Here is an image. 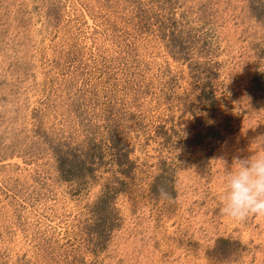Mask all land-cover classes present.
Returning <instances> with one entry per match:
<instances>
[{"label":"rangeland","instance_id":"374dc122","mask_svg":"<svg viewBox=\"0 0 264 264\" xmlns=\"http://www.w3.org/2000/svg\"><path fill=\"white\" fill-rule=\"evenodd\" d=\"M262 152L264 0H0V264H264Z\"/></svg>","mask_w":264,"mask_h":264},{"label":"clouds","instance_id":"9594fccd","mask_svg":"<svg viewBox=\"0 0 264 264\" xmlns=\"http://www.w3.org/2000/svg\"><path fill=\"white\" fill-rule=\"evenodd\" d=\"M225 183L222 215L235 221L264 217V152L239 159Z\"/></svg>","mask_w":264,"mask_h":264}]
</instances>
